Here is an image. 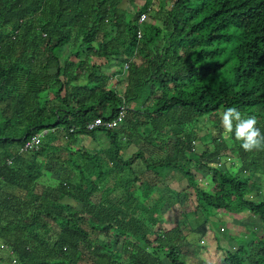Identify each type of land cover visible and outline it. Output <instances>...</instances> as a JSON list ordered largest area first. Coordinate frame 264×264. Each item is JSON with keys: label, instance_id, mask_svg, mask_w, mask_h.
I'll return each mask as SVG.
<instances>
[{"label": "trees", "instance_id": "obj_1", "mask_svg": "<svg viewBox=\"0 0 264 264\" xmlns=\"http://www.w3.org/2000/svg\"><path fill=\"white\" fill-rule=\"evenodd\" d=\"M228 107L264 133V0H0V264H208L209 219L242 211L219 264H264V150Z\"/></svg>", "mask_w": 264, "mask_h": 264}, {"label": "rangeland", "instance_id": "obj_2", "mask_svg": "<svg viewBox=\"0 0 264 264\" xmlns=\"http://www.w3.org/2000/svg\"><path fill=\"white\" fill-rule=\"evenodd\" d=\"M115 65V63H113ZM110 66V65H109ZM112 66V65H111ZM110 66V67H111ZM123 67V64H122ZM123 86H119V91H122ZM104 138L97 139V147L96 149H103L105 152H109L110 148L105 145ZM134 152L133 148H130L126 153L128 155ZM263 181L264 178H261L258 182ZM253 191L255 192L254 188ZM167 192V191H166ZM152 198V197H151ZM140 204L149 203L148 199L143 195L139 197ZM152 203V202H151ZM139 207H141L139 205ZM144 209V208H141ZM183 210L182 207L176 208L171 211L168 210L164 215V225L168 227V225L174 224L175 215H178ZM222 213V214H221ZM218 216L214 218H210L208 222V229L204 230L203 235V245L206 249L209 250L211 256H209L208 264H219V257L225 256L224 251H230L232 248L236 247L240 241H242L243 237L249 239L250 231L260 223L255 221V218L248 217L246 211H242L240 213L231 212L228 215L225 212H221ZM254 219V220H253ZM168 224V225H167ZM223 228L221 232L220 229ZM219 255V257H218ZM210 261V262H209Z\"/></svg>", "mask_w": 264, "mask_h": 264}, {"label": "clouds", "instance_id": "obj_3", "mask_svg": "<svg viewBox=\"0 0 264 264\" xmlns=\"http://www.w3.org/2000/svg\"><path fill=\"white\" fill-rule=\"evenodd\" d=\"M255 116H244L236 107L226 108L221 116L224 133L234 136L245 152L264 150V133Z\"/></svg>", "mask_w": 264, "mask_h": 264}, {"label": "built area", "instance_id": "obj_4", "mask_svg": "<svg viewBox=\"0 0 264 264\" xmlns=\"http://www.w3.org/2000/svg\"><path fill=\"white\" fill-rule=\"evenodd\" d=\"M144 16L141 17L140 21H142ZM128 65H124V68L126 69ZM125 116V110L121 108V110L118 112L117 116L113 119H108V120H103L101 118H95L93 121L87 123L86 129L88 130H94L99 127H105L108 129H112L117 127V125L123 120ZM43 133H39L36 135L31 136L28 140L25 141V143L22 145L20 148V152L25 153V152H30L37 150L40 143L42 142L43 139ZM12 161L10 159L7 160V164L10 165Z\"/></svg>", "mask_w": 264, "mask_h": 264}, {"label": "crops", "instance_id": "obj_5", "mask_svg": "<svg viewBox=\"0 0 264 264\" xmlns=\"http://www.w3.org/2000/svg\"><path fill=\"white\" fill-rule=\"evenodd\" d=\"M89 142V141H88Z\"/></svg>", "mask_w": 264, "mask_h": 264}]
</instances>
